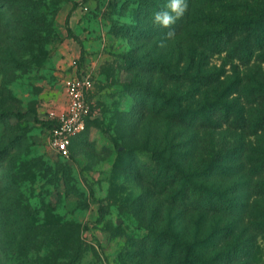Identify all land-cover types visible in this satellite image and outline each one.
<instances>
[{
  "label": "rangeland",
  "instance_id": "rangeland-1",
  "mask_svg": "<svg viewBox=\"0 0 264 264\" xmlns=\"http://www.w3.org/2000/svg\"><path fill=\"white\" fill-rule=\"evenodd\" d=\"M125 2L0 0V264L12 255L24 259L16 264H171L157 235L200 239L196 214L178 215L148 183L144 163L152 151L166 157L167 126L129 84L155 73L125 68L123 55L142 43L127 28L140 19L136 4ZM68 38L81 53L66 62ZM75 67L93 78L91 114L66 157L50 145L49 111L67 105ZM18 111L29 113L19 121ZM249 248L263 259L264 235Z\"/></svg>",
  "mask_w": 264,
  "mask_h": 264
},
{
  "label": "trees",
  "instance_id": "trees-1",
  "mask_svg": "<svg viewBox=\"0 0 264 264\" xmlns=\"http://www.w3.org/2000/svg\"><path fill=\"white\" fill-rule=\"evenodd\" d=\"M133 1L140 19L127 28L142 43L123 55L125 68L155 74L146 84H129L167 126L166 157L152 151L144 163L148 183L173 211L196 214L200 225L196 243L163 241L164 232L155 242L167 248L171 264H264L249 248L264 235V0H187L171 40L149 20L163 0ZM157 74L159 92L152 86ZM28 113L11 114L20 121Z\"/></svg>",
  "mask_w": 264,
  "mask_h": 264
},
{
  "label": "built area",
  "instance_id": "built-area-1",
  "mask_svg": "<svg viewBox=\"0 0 264 264\" xmlns=\"http://www.w3.org/2000/svg\"><path fill=\"white\" fill-rule=\"evenodd\" d=\"M77 60H74L76 63ZM93 88V78L90 73H77L67 83V107L58 111H49V118L55 123L52 127L49 142L60 154L69 157L73 138L82 132L91 114L89 103Z\"/></svg>",
  "mask_w": 264,
  "mask_h": 264
},
{
  "label": "clouds",
  "instance_id": "clouds-1",
  "mask_svg": "<svg viewBox=\"0 0 264 264\" xmlns=\"http://www.w3.org/2000/svg\"><path fill=\"white\" fill-rule=\"evenodd\" d=\"M187 9V0H163L162 7L151 12L149 20L152 24L167 29L164 36L167 40H171L176 35L175 28L172 26L185 15Z\"/></svg>",
  "mask_w": 264,
  "mask_h": 264
},
{
  "label": "crops",
  "instance_id": "crops-1",
  "mask_svg": "<svg viewBox=\"0 0 264 264\" xmlns=\"http://www.w3.org/2000/svg\"><path fill=\"white\" fill-rule=\"evenodd\" d=\"M60 48H62L61 52H63V54H65V56H66L65 58H63V60L66 62L69 61L72 57L77 58L81 53L80 45L70 38H68L64 43H62ZM73 70H74L73 74H76L77 73L76 67ZM67 104H68V102H67ZM66 107H67V105L65 103V106L62 109L64 110Z\"/></svg>",
  "mask_w": 264,
  "mask_h": 264
}]
</instances>
